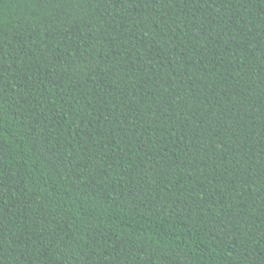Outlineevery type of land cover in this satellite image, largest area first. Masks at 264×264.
<instances>
[{
	"label": "trees",
	"instance_id": "obj_1",
	"mask_svg": "<svg viewBox=\"0 0 264 264\" xmlns=\"http://www.w3.org/2000/svg\"><path fill=\"white\" fill-rule=\"evenodd\" d=\"M0 264H264V0H0Z\"/></svg>",
	"mask_w": 264,
	"mask_h": 264
}]
</instances>
